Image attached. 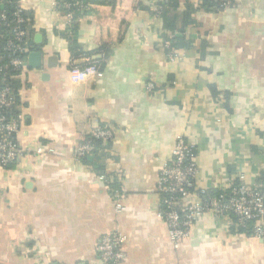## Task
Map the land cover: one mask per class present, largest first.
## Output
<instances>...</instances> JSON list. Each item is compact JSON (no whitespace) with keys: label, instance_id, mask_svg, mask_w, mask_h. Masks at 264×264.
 <instances>
[{"label":"crops","instance_id":"crops-1","mask_svg":"<svg viewBox=\"0 0 264 264\" xmlns=\"http://www.w3.org/2000/svg\"><path fill=\"white\" fill-rule=\"evenodd\" d=\"M52 1L25 2L30 51L15 80L24 155L0 167V264H98L97 246L115 232L125 237L122 264H264L261 241L211 213L176 248L156 191L177 138L185 136L197 147V188L244 173L264 192V0L195 12V24L185 26L191 46L177 51L176 62L163 51L170 44L152 10L168 0H140L124 22L132 0L92 5L75 38L93 54L74 62L66 17ZM186 1L177 0L175 36L190 9ZM190 4L200 8L201 0ZM85 63L74 79L73 65ZM149 82L157 93L147 91ZM103 127L114 130L101 160L123 191L121 212L112 186L74 158L80 140Z\"/></svg>","mask_w":264,"mask_h":264},{"label":"built area","instance_id":"built-area-1","mask_svg":"<svg viewBox=\"0 0 264 264\" xmlns=\"http://www.w3.org/2000/svg\"><path fill=\"white\" fill-rule=\"evenodd\" d=\"M220 8L227 9L234 0H216ZM26 0H16L13 4L0 0V167L8 168L18 163L24 155L18 137L21 132L23 115L17 102L19 96L12 81L16 80L27 65L30 51L32 19L25 8ZM58 11L64 10L67 25L70 28L77 14L87 8L86 3L78 0H53ZM166 6L163 1L152 7L154 15L159 18ZM174 62L180 60L177 51L171 49L168 54ZM81 72L73 66V78ZM94 74L102 75L100 68ZM175 84V83H174ZM149 93H157L153 83L147 84ZM93 136L106 144L114 139L111 128H97ZM94 151V145L85 138L75 149L74 158L79 161ZM53 152V150H49ZM43 151L39 150L37 154ZM199 173L197 165V147L185 136L177 138L172 157L167 161L157 180V196L159 198V217L169 229V235L176 248L180 242L187 240L197 220L204 214L211 213L215 217L227 220L230 229L240 233L248 230L249 235L264 244V192L259 185H251L244 173L225 184L211 188H197L196 179ZM110 178V177H109ZM101 175L98 179L106 186L109 179ZM112 199L117 212L123 211V191L111 188ZM213 190H220L214 195ZM249 225L251 227H249ZM249 227V228H248ZM125 237L115 232L104 236L97 246L98 264H122L124 253L122 247ZM39 261L37 264H43Z\"/></svg>","mask_w":264,"mask_h":264},{"label":"trees","instance_id":"trees-1","mask_svg":"<svg viewBox=\"0 0 264 264\" xmlns=\"http://www.w3.org/2000/svg\"><path fill=\"white\" fill-rule=\"evenodd\" d=\"M6 1H9L13 4L16 0H6ZM78 1L86 3L87 8L85 10H83L82 12H80V14H77L75 21L72 24V26L70 28H67V30H66V35H67L66 37L69 41V46H70L71 55L73 57V62L79 58L88 57L90 54L91 55L93 54V53L87 54L86 52H84L82 47L79 45L77 39L75 38L76 37L75 33L78 29L79 18L85 14H88L89 8L92 5H100L101 7H109V6H113L112 4H114V5L116 4L115 1L113 3L112 2L110 3L106 0H78ZM190 3H191V0L186 1V5L188 7H190V9L182 14V27L180 30L181 36H175L173 34V32L176 29V25H175L176 19H177L176 11H177L178 6H179L177 0H168V2L166 3L167 6L164 7V9L161 11V14L159 16V18L163 21L164 28H165L164 31H166L165 35L163 36L164 45H165V43H169L170 48L173 49L174 51H180V49H186V48L188 49L191 46V42H190L191 39H189L185 35V33H186L185 32V30H186L185 26H190L191 24H195L196 21L194 20V18L192 16L195 12L204 11V12H208V13H215V12H220V11L225 10L224 8L219 7V4L216 0H201V7L200 8H194L191 6ZM139 4H140V0H132V5L130 6V9L128 10L126 15L124 16L122 22L126 21L129 18L130 13L132 12V9L137 7ZM61 12L63 15H65V13H66L64 10H61ZM28 16H30V13H28ZM169 16L171 17L170 19L172 21H168ZM122 24L123 23H121V25ZM168 24H170V27ZM169 30L172 32H167ZM119 33H120V31L117 32V34L114 36L118 37ZM119 39H118V41H120ZM164 45H162L161 47L164 48ZM104 47H105V44L100 46L98 48V50H102V49H104ZM170 48H168V49L164 48L163 51L168 54L169 52H171ZM86 66H87L86 63L83 65H78V67L82 68V69L87 68ZM100 69H102V66ZM12 85H13V87L17 86L16 82L14 80L12 81ZM17 102H18V98H17ZM85 140L90 141L94 145V151L90 155L85 156L84 158L80 159L79 161L82 162L83 164H85L86 166H88L94 172H96L98 177L101 175H105V176H107V178H109L110 176L106 172L105 162L103 161L104 157H101V155H102V153H106L105 151L108 149V147L110 146V144L112 142H108L106 144L102 140L95 138L93 136V134H90L88 137L85 138ZM101 158H103V160H101ZM116 183H113V182L111 183V181H110V186H112V188H117ZM212 193L214 195H220V193H222V192L220 190H213ZM249 227H251V226L249 225ZM232 231L235 232V229H232ZM249 231H250V229H248V230L241 229L239 234L244 233V232L249 234Z\"/></svg>","mask_w":264,"mask_h":264},{"label":"water","instance_id":"water-1","mask_svg":"<svg viewBox=\"0 0 264 264\" xmlns=\"http://www.w3.org/2000/svg\"><path fill=\"white\" fill-rule=\"evenodd\" d=\"M41 54L40 53H36V54H34V55H32V58H35L36 59V67H39V60L41 59V56H40Z\"/></svg>","mask_w":264,"mask_h":264}]
</instances>
